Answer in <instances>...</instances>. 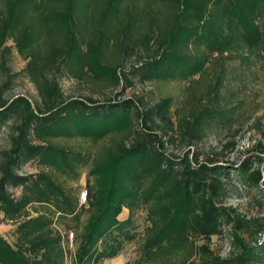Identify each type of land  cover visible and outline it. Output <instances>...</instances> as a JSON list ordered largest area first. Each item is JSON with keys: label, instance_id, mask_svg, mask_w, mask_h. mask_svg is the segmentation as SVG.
Returning <instances> with one entry per match:
<instances>
[{"label": "trees", "instance_id": "1", "mask_svg": "<svg viewBox=\"0 0 264 264\" xmlns=\"http://www.w3.org/2000/svg\"><path fill=\"white\" fill-rule=\"evenodd\" d=\"M138 1L0 0V132L9 129L0 151V222L15 227L13 241L0 234V264H102L136 239L140 209L149 226L128 264H264V146L238 164L227 159L235 135L204 158L196 148L211 128L237 123L236 106L220 91L226 62L244 51L264 54V0H144L142 8ZM10 41L27 61L37 105L6 97L19 76L8 66ZM128 55L136 62L127 69L119 61ZM213 59L220 69L211 92L176 120L170 97L149 106L120 92L70 98L47 73L126 90L136 80L193 79ZM78 141L109 144L94 154ZM176 143L186 149L179 157L168 154ZM28 165L35 171L23 173ZM87 168L96 188L83 205L77 187ZM239 191L258 216L229 204ZM215 236L230 238V256L211 250Z\"/></svg>", "mask_w": 264, "mask_h": 264}, {"label": "rangeland", "instance_id": "2", "mask_svg": "<svg viewBox=\"0 0 264 264\" xmlns=\"http://www.w3.org/2000/svg\"><path fill=\"white\" fill-rule=\"evenodd\" d=\"M144 0H139V8ZM162 4L154 6L155 9L161 8ZM132 9V8H131ZM12 48L9 55L8 66L13 73L19 76L13 81L11 89L6 93V97L12 99L17 96L28 97L34 105L41 102L38 88L31 81L29 73L27 72V61H25L15 49L12 41L8 43ZM142 52L145 50L142 49ZM202 53H201V52ZM200 54H205L206 50L200 49ZM197 52V50H196ZM111 51H109V54ZM120 57L119 63H122L125 68H129L131 64L136 62V57L131 55ZM248 51L241 52L239 56L233 57L226 62V75L223 79V86L221 91L224 103L236 106L237 123L231 130L221 127H213L208 133L205 141L196 146V148L203 154L202 158L208 154L221 152L226 142L236 136V150L233 153H227V159L232 163H240L245 158H251L255 154V146L258 142L264 146V137L262 131L264 130V54L262 57L257 55L249 59ZM214 60V59H213ZM220 67L216 61H211L204 72L190 80H155L143 81L136 80L132 87L126 90L121 83L119 87H109L105 82H98L91 76L85 77L83 80L74 78L69 73H58L55 70L48 71V76L54 77L65 96L72 98L94 97L99 100H105L112 97L115 93L121 94L122 99L135 98L142 100L144 105H154L162 99L170 97L173 101L171 113L173 120L178 116V112L187 111L190 102L194 100H202L211 92V88L216 82V74ZM5 76L0 69V85L4 81ZM208 103V102H207ZM259 123L257 128L255 123ZM76 144V142H72ZM109 144L107 141H102L99 144H92L90 142L78 141L77 145L81 146L82 151L89 153H96L99 149ZM9 147V129H3L0 132V151ZM168 154L181 156L184 146L181 143L168 144ZM195 149V147H194ZM83 152V153H85ZM92 155V154H91ZM90 155V159L93 155ZM87 156V155H86ZM91 163V162H90ZM90 167V166H89ZM89 168L85 169L78 185L80 193L87 191L90 194L91 187L96 188L94 178H88L87 172ZM34 166L28 165L23 169V173L34 172ZM89 181V182H88ZM16 192V191H15ZM87 201L83 205H87ZM244 197V199H239ZM248 194L243 191L233 193V198L230 200L231 205H241V209L249 215L258 216L260 209L256 204H248ZM129 210L123 209L120 219L128 218ZM84 218H86L84 216ZM122 220V219H121ZM135 226L137 237L132 242H127L121 254L113 259H108L102 264H128L134 262L140 254V248L145 241L144 231L149 226L147 220V212L145 209H140L135 214ZM14 225L0 222V234L5 235L10 241L14 240L13 231ZM77 234V232H76ZM203 241H199L198 245ZM211 250L215 254L222 257L230 256L233 251L231 240L228 236H215L211 240Z\"/></svg>", "mask_w": 264, "mask_h": 264}, {"label": "built area", "instance_id": "3", "mask_svg": "<svg viewBox=\"0 0 264 264\" xmlns=\"http://www.w3.org/2000/svg\"><path fill=\"white\" fill-rule=\"evenodd\" d=\"M87 196H88V192L87 191H82L80 193V203L81 204H84L87 201ZM68 240L70 242V248L73 249L74 248V240H75L74 232L70 231L68 233Z\"/></svg>", "mask_w": 264, "mask_h": 264}, {"label": "crops", "instance_id": "4", "mask_svg": "<svg viewBox=\"0 0 264 264\" xmlns=\"http://www.w3.org/2000/svg\"><path fill=\"white\" fill-rule=\"evenodd\" d=\"M122 220L126 219V217L121 218Z\"/></svg>", "mask_w": 264, "mask_h": 264}]
</instances>
